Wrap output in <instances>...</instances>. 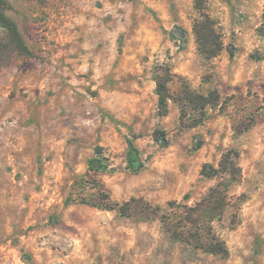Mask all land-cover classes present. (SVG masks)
I'll return each instance as SVG.
<instances>
[{"label":"rangeland","instance_id":"obj_1","mask_svg":"<svg viewBox=\"0 0 264 264\" xmlns=\"http://www.w3.org/2000/svg\"><path fill=\"white\" fill-rule=\"evenodd\" d=\"M3 1L22 43L0 27V264H264V0H199L223 44L211 60L197 0ZM166 69L175 96L219 103L160 117ZM216 187L224 210L194 217L227 257L173 234ZM101 193L126 214L87 204Z\"/></svg>","mask_w":264,"mask_h":264},{"label":"trees","instance_id":"obj_2","mask_svg":"<svg viewBox=\"0 0 264 264\" xmlns=\"http://www.w3.org/2000/svg\"><path fill=\"white\" fill-rule=\"evenodd\" d=\"M6 4L3 0H0V27L6 29L11 36L18 42L22 43L19 30L15 23L10 20L5 14ZM196 8L200 12L202 21L197 22L194 27V32L197 38V43L199 47V51L201 54L207 59L211 60L217 57L221 51L223 50V44L215 31V22L210 18V16L204 13L203 6L199 0H197ZM164 74L158 76L156 78L157 83V95L159 97L158 103V114L160 117L164 118L169 114V102L173 101L178 104L181 108V116L185 117L187 115L188 108H192L194 111H200L202 115H204L206 108L208 106H215L220 101V95L217 91L211 92L208 96H204L202 94H197L190 90L188 87H183L182 91L178 96H175L171 90L169 84L172 81V75L169 70H163ZM198 122L194 123L193 126H196ZM192 126V127H193ZM156 140L158 142H164L165 146H167V141L165 138L157 137ZM129 145V154L132 156L131 165L134 172L140 171V166L138 163L137 149L135 148L133 142L128 140ZM232 155L227 153L220 164V171L225 174H229L232 178L237 177L239 171V167L235 162L231 160ZM234 160L237 159V154L233 155ZM208 166H205L201 172V175L206 178L214 177L216 174V170L214 169V173L211 174L207 171ZM100 199L103 201H107L109 204H97V203H87L96 208H102L106 210H118L121 214L125 215V208L120 207L118 204L111 203L110 197L107 194L101 193ZM228 199V194L220 187L213 188L209 194V196L203 200L202 203L198 205L195 209H189L188 216L185 218V225H182V230L180 234L177 232H173L174 235H180V239L190 245L194 246L196 249L203 250L206 253L215 255V256H223L227 257L229 252L226 245L217 238H213L211 242L210 240L204 238V224L200 222V218L202 217L204 209L206 212H218L221 213L226 207V200ZM201 207V208H200ZM195 213L199 215L195 218ZM200 222V223H199ZM165 226L168 229H171L169 222H164ZM195 229V230H193ZM194 231V232H193Z\"/></svg>","mask_w":264,"mask_h":264}]
</instances>
